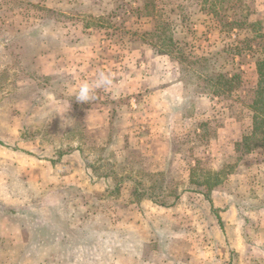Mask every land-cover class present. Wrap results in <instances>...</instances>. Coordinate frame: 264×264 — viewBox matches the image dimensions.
I'll return each instance as SVG.
<instances>
[{"label": "rangeland", "instance_id": "rangeland-1", "mask_svg": "<svg viewBox=\"0 0 264 264\" xmlns=\"http://www.w3.org/2000/svg\"><path fill=\"white\" fill-rule=\"evenodd\" d=\"M259 33L264 0H0V264H264Z\"/></svg>", "mask_w": 264, "mask_h": 264}, {"label": "trees", "instance_id": "trees-1", "mask_svg": "<svg viewBox=\"0 0 264 264\" xmlns=\"http://www.w3.org/2000/svg\"><path fill=\"white\" fill-rule=\"evenodd\" d=\"M220 21H222V24H224V29L231 30L234 28H240L238 21L235 20H229L226 17L223 19L221 18ZM168 31L169 27L165 23H160L156 27L153 28L151 32L145 33L146 36H149L154 40V44L159 47L160 51H164L167 54L171 53L172 41L168 37ZM255 39H261L264 41V34L259 33L254 37ZM246 46L249 48L251 45L249 43V40L244 41ZM258 48L259 51L264 54V42L259 45ZM262 47V49H260ZM251 48V47H250ZM182 62H186L184 64L187 65V63L196 66L198 69H202L203 63L208 62V58L202 57V58H195L193 60L185 59V57H179ZM255 65V71L257 75V87L258 91H253L258 96H264V58H256L254 61ZM198 72V71H196ZM198 78H201L200 76ZM202 83L205 84L206 87L212 88V93L214 96H227L231 94L235 89L238 88L240 85V79L236 75V73H211L204 75L203 79L201 80ZM261 102V99L254 100L253 106L255 107L257 104ZM261 105V103H260ZM260 108V107H259Z\"/></svg>", "mask_w": 264, "mask_h": 264}, {"label": "clouds", "instance_id": "clouds-1", "mask_svg": "<svg viewBox=\"0 0 264 264\" xmlns=\"http://www.w3.org/2000/svg\"><path fill=\"white\" fill-rule=\"evenodd\" d=\"M113 86L112 74L110 72H99L97 78L89 83L82 82L75 93V100L78 103L87 104L95 99V91L101 88H109Z\"/></svg>", "mask_w": 264, "mask_h": 264}]
</instances>
